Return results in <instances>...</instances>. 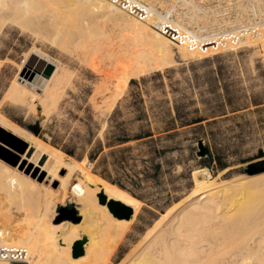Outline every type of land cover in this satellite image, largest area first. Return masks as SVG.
Listing matches in <instances>:
<instances>
[{
  "label": "bare ground",
  "instance_id": "6f19581e",
  "mask_svg": "<svg viewBox=\"0 0 264 264\" xmlns=\"http://www.w3.org/2000/svg\"><path fill=\"white\" fill-rule=\"evenodd\" d=\"M244 1L239 0L240 4ZM206 13L189 16V25L200 29L214 25V20L209 24L202 19ZM251 16V21L256 22L264 17V0H254ZM242 22L239 18L234 25ZM7 24L27 29L36 40L50 44L62 56L100 75L101 87H111L113 91L108 110L130 79L174 62L175 52L182 59L194 58L182 47L173 51L169 38L106 0H0V35ZM248 44L259 45L264 62V35ZM29 48L18 66L22 75L6 88L3 99L28 111L40 109L45 119L58 106L72 74L61 60L51 58L38 47ZM32 56L43 61L42 67L28 68ZM0 128L27 144L20 166L0 159V193L6 194L0 199L1 242L24 247L28 264H107L133 221L139 200L112 184L103 186L88 180L91 172L84 160L43 145L1 112ZM0 145L9 148L1 140ZM28 154L44 156L47 163L51 162L50 166H39L50 177L48 185L36 179L38 170L35 176L30 175L23 162L28 160ZM198 172L192 174L194 185L185 200L150 231L125 264H264V171L225 179L209 174L199 179ZM53 181L59 183L58 190L50 185ZM70 185L72 192H77V209L92 215L89 231L82 237L81 224L52 222L55 206L65 199ZM10 195L19 198L15 199L18 203L32 199L39 208L34 212L15 210ZM119 202L132 209L128 219L114 215ZM107 238L110 244L102 248ZM80 250L82 255L73 256Z\"/></svg>",
  "mask_w": 264,
  "mask_h": 264
},
{
  "label": "rangeland",
  "instance_id": "374dc122",
  "mask_svg": "<svg viewBox=\"0 0 264 264\" xmlns=\"http://www.w3.org/2000/svg\"><path fill=\"white\" fill-rule=\"evenodd\" d=\"M7 25L0 35V112L45 146L62 151L52 146L50 141L55 140L63 144L70 140L82 145L86 139L92 137V143L85 145L86 151H89L97 139H103L109 124V115L114 108L119 111L115 115L116 120L110 122L109 129L114 130L115 123L123 121L127 131H137L138 125L144 121L136 120V93H140L144 101L152 128L161 125L156 121L160 110L168 107L173 114V105L176 102L185 103L189 110L196 109L204 118L200 123L178 128V134L169 141H157L158 146L165 143L172 150L160 158L161 167L156 180L144 177L143 170L145 166H149V162H143L148 157L147 147L143 145L133 149L134 154H141L139 158L129 157L122 161V176L109 164L112 176L120 177L124 185L141 199L132 195L139 200L135 217L107 264H125V261L132 257L152 230L185 200L194 185V171H199V179L207 174L215 179H225L264 171V62L259 45L248 44L236 51L212 57L182 59L175 52L174 62L130 79L134 82L129 81L113 108L108 110L113 91L111 87H101L100 75L83 63L62 56L50 44H44V41L39 39L37 42L27 29L26 31L14 25ZM172 46L175 51L176 46ZM29 47H38L51 58L61 60L72 74L70 84L62 89L63 94L58 106L50 111L45 119L40 109L28 111L3 99L6 88L22 75L18 66ZM42 65L43 61L38 60L36 56H32L27 62L28 68ZM234 109L237 110L233 111ZM16 120L35 129L37 135L18 124ZM200 145L207 149L208 154H200ZM8 147H4L6 153L0 152V159L12 166H20L25 151L22 153ZM215 155L228 167L223 170L216 169L215 161H212L210 166L202 164L204 156L211 158ZM15 157L18 161L14 164ZM27 159L23 162L30 175L35 176L33 173L38 170L36 179L48 185L50 177L47 178L46 171L41 172L39 166H50L51 162L47 163L46 157L38 154H28ZM82 160L88 169L90 168L88 180L103 186H117L93 172L96 162H90L86 156ZM108 161H111V157H108ZM34 165L38 166L34 168ZM50 185L55 190L59 189L57 181L51 182ZM2 195L6 194L0 193V199ZM13 198L10 202L14 201L15 205L8 202L20 212H34L39 208V204L32 202V199L25 198L18 203L19 198ZM57 199H60L59 195ZM77 202V192H72L70 185L65 199L55 206L52 222L56 224L67 220L81 224L79 234L82 237V234L89 231L92 215L88 211L80 212ZM111 232L109 230V233ZM57 233L60 234L61 231ZM81 240L87 242L84 238ZM102 244V248H105L110 244V239H104ZM80 255L82 250L73 254L75 257Z\"/></svg>",
  "mask_w": 264,
  "mask_h": 264
},
{
  "label": "built area",
  "instance_id": "2783aa9c",
  "mask_svg": "<svg viewBox=\"0 0 264 264\" xmlns=\"http://www.w3.org/2000/svg\"><path fill=\"white\" fill-rule=\"evenodd\" d=\"M122 13L149 23L176 47L194 54L193 57H212L236 51L264 35V17L251 21L254 0H106ZM211 24L208 29L189 25L190 17L201 16ZM242 23L234 25L237 19ZM181 21L186 25L182 27ZM24 247L7 246L0 240V262L28 264Z\"/></svg>",
  "mask_w": 264,
  "mask_h": 264
},
{
  "label": "trees",
  "instance_id": "16d2710c",
  "mask_svg": "<svg viewBox=\"0 0 264 264\" xmlns=\"http://www.w3.org/2000/svg\"><path fill=\"white\" fill-rule=\"evenodd\" d=\"M171 41V40H170ZM171 44H174L171 41ZM134 82L133 80L130 81ZM143 99L140 93L135 94L134 105L137 110L136 120L144 121L138 125L137 131L130 133L124 126V122H116L115 129L110 130V122L116 120V114L118 109L114 108L109 115L107 128L104 131L103 139H97L93 147L86 151L85 145L92 143V137L86 139V142L82 145H78L76 142L68 141L66 143H58L55 140H51L50 144L69 156L75 158L76 160H82L85 156L90 162H96L93 172L103 179L117 185L121 189H124L131 195L138 199H141L139 195L134 193L131 189H128L124 183L121 181L120 177L114 178L109 169V164L113 166V170L122 176L123 166L122 161L129 157L139 158L141 154H134L133 149L138 148L139 145L147 147L146 153L148 155L147 159L143 162H149V166H145L144 177L149 179H157L159 170L161 167L160 158L163 155L172 150L171 147L165 143L160 146L157 145V141H169L178 134L177 129L186 127L192 124L200 123L204 118L197 113V110L187 109V105L183 102H176L173 105L174 113L170 108H162L160 113L157 115V122L161 125L152 128L150 122L148 121V115L145 111ZM237 109H234L235 111ZM153 114V117L156 118ZM18 124L26 127L29 131L37 135V131L32 127H28L16 120ZM156 135V136H155ZM134 142V145H129L128 143ZM108 157H111V161H108ZM215 161L216 169L223 170L228 167V165L222 161L218 156L208 157L204 156L201 161L204 166H210L211 162Z\"/></svg>",
  "mask_w": 264,
  "mask_h": 264
},
{
  "label": "water",
  "instance_id": "95a60500",
  "mask_svg": "<svg viewBox=\"0 0 264 264\" xmlns=\"http://www.w3.org/2000/svg\"><path fill=\"white\" fill-rule=\"evenodd\" d=\"M50 70L51 69L49 68L46 71L45 76H48V74L50 73ZM0 140L3 141L4 143H6L8 146L17 149L20 152L24 151L25 146H26L25 143L21 142L17 137L6 132L2 128H0ZM0 152L6 153L7 150H5V148L2 145H0ZM200 154L201 155L208 154L207 149L204 148L202 145H200ZM17 161H18V158L15 157L14 164ZM113 213L118 218L128 219L130 217V215L132 214V209L129 206L119 202V203H116V207L114 208Z\"/></svg>",
  "mask_w": 264,
  "mask_h": 264
}]
</instances>
